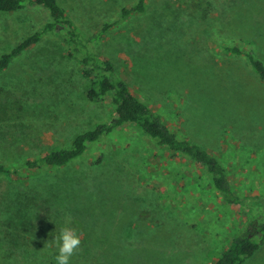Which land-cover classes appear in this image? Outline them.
<instances>
[{
  "label": "rangeland",
  "instance_id": "obj_1",
  "mask_svg": "<svg viewBox=\"0 0 264 264\" xmlns=\"http://www.w3.org/2000/svg\"><path fill=\"white\" fill-rule=\"evenodd\" d=\"M59 1L76 41L110 58L180 138L216 156L243 202H225L207 175L129 124L67 166L0 175V264H57L66 224L82 234L71 264H213L236 235L264 224V81L224 49L239 45L264 62L260 27L249 26L264 25V0H149L124 21L137 0ZM228 11L243 26L224 15L220 26L213 15ZM50 20L40 7L0 13V57ZM106 24L114 27L104 34ZM71 38L47 32L0 74V163L69 148L112 119L111 96L88 100L81 53H65ZM244 264H264V239Z\"/></svg>",
  "mask_w": 264,
  "mask_h": 264
},
{
  "label": "trees",
  "instance_id": "obj_2",
  "mask_svg": "<svg viewBox=\"0 0 264 264\" xmlns=\"http://www.w3.org/2000/svg\"><path fill=\"white\" fill-rule=\"evenodd\" d=\"M148 2L149 0H137L131 7L124 8L121 21L136 14H144L147 11ZM30 7H40L46 10L51 20L47 21L41 29L26 37L10 52L1 55L0 74L6 71L16 58L39 44L47 32L58 33L60 30H68L73 40L67 42L65 53L68 58H75V54L81 53L79 63L82 73L93 82L88 90V100L100 101L111 96L115 113L111 120L99 123L93 129L77 136L69 148L47 152L38 157H28L12 168L0 163V175L12 179L21 172L27 171L29 173L27 177L30 179L32 175L41 173L44 169L53 170L67 166L80 158L91 143L102 140L123 126L134 124L159 147L187 159L197 167L200 176L201 174L207 175L212 186L225 202L234 206L243 202L234 192L225 167L216 156L210 154L204 146L188 138H180L165 123L163 116L154 107L136 96L128 84L116 76L110 58L95 53L88 47L89 43L76 41L78 38L76 25L59 0H0V13H14ZM112 27L114 26L106 24L102 30L103 33L105 34ZM224 49L231 55L246 56L252 69L264 81L263 61L239 45L224 46ZM263 239L264 224H252L232 239L213 264H244L259 250Z\"/></svg>",
  "mask_w": 264,
  "mask_h": 264
},
{
  "label": "clouds",
  "instance_id": "obj_3",
  "mask_svg": "<svg viewBox=\"0 0 264 264\" xmlns=\"http://www.w3.org/2000/svg\"><path fill=\"white\" fill-rule=\"evenodd\" d=\"M55 243L58 249V254L55 257L57 264H71L72 257L80 250L82 234L66 224L60 230V234L55 237Z\"/></svg>",
  "mask_w": 264,
  "mask_h": 264
},
{
  "label": "crops",
  "instance_id": "obj_4",
  "mask_svg": "<svg viewBox=\"0 0 264 264\" xmlns=\"http://www.w3.org/2000/svg\"><path fill=\"white\" fill-rule=\"evenodd\" d=\"M223 15L225 16V19H226L225 20V23L226 24L228 23L230 25V27L232 26L233 28L238 29L239 27L243 26V23L241 21V18H238L236 16V14L233 13V11H231V12L228 11L226 14L225 13L224 14H220V13L216 12V14L213 15V17H215L217 23H219L220 26H222V25L225 24L220 19V17L223 16ZM255 23H258V25L260 27L259 32H258V37L259 38L264 37V30H263L264 25H262L261 22L253 21L252 23H249V26L252 27V25L255 24ZM228 24H227V26H228ZM252 34H253V37H255L256 39H258V37L256 36V33L255 32L252 31Z\"/></svg>",
  "mask_w": 264,
  "mask_h": 264
}]
</instances>
